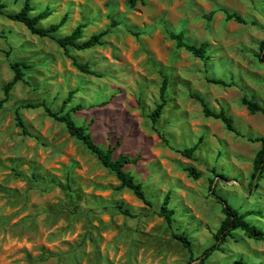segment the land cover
I'll use <instances>...</instances> for the list:
<instances>
[{
	"label": "rangeland",
	"instance_id": "rangeland-1",
	"mask_svg": "<svg viewBox=\"0 0 264 264\" xmlns=\"http://www.w3.org/2000/svg\"><path fill=\"white\" fill-rule=\"evenodd\" d=\"M0 2L14 13L23 0ZM30 5L32 14L51 13L41 27L64 19L60 36L81 24L84 40L112 27L101 45L66 54L53 40L0 16V264H201L224 218L221 200L240 214L259 213L245 221L264 233V173L249 185L264 116L241 104L243 97L264 100V64L257 58L264 0H142L134 9L125 0ZM168 33H182L191 45L207 44V58L177 49ZM73 59L93 74L81 73ZM13 62L27 68L5 98ZM163 76L165 106L153 125L149 116L161 102ZM192 96L212 111L223 110L234 132L205 117ZM68 97L64 112L98 146L110 148L113 158L138 157L125 170L141 183L151 206L118 190L114 175L41 108H22L44 101L60 111ZM15 111L31 136L16 126ZM192 147L191 158L180 153ZM187 167L201 177L191 178ZM165 196L173 213L170 227L159 216ZM176 233L187 237L191 254L172 238ZM236 261L264 264V242L236 230L205 264Z\"/></svg>",
	"mask_w": 264,
	"mask_h": 264
},
{
	"label": "trees",
	"instance_id": "trees-1",
	"mask_svg": "<svg viewBox=\"0 0 264 264\" xmlns=\"http://www.w3.org/2000/svg\"><path fill=\"white\" fill-rule=\"evenodd\" d=\"M142 0H125L126 6L129 9H134L136 5ZM5 4L0 2V16L6 17L8 20L19 23L25 27V29L33 36L39 38H47L53 40L60 49L63 50L66 54L71 50L76 51H84L92 49L96 46L102 44V39L106 37L110 33V26L103 31H100L96 34L91 35L87 39H83L82 30L85 28L84 25H77L68 35L60 36L58 35L59 29L62 27L64 23V19H61L56 24H51L48 27H41L39 23L49 17L51 14L48 9H44L40 12H34V9L30 5V0H23L21 8L14 13H6L5 12ZM212 14L207 16L210 19ZM225 18L227 20H233L237 23H243V20L237 15L225 13ZM113 25H115L113 23ZM168 37L175 43L177 49H184L186 52L190 53L193 57L205 60L207 58V44L202 43L198 46L191 45L184 40V36L182 33L174 34L168 33ZM258 60L264 64V42L259 44ZM74 63V67L79 70L81 73L92 75L93 73L89 70L87 64H77L75 60H72ZM27 66L24 62H13L10 64V69L13 72V78L10 82L3 86V94L5 98L8 97L9 92L12 87L23 80L24 77V69ZM210 83L221 85L223 87L231 86L232 84H227L222 80H207ZM264 86V79H263ZM167 88V77L163 76L162 84L159 89V98L160 103L157 104L150 114L149 118L151 123L154 125L156 121L159 119L162 109L165 106V93ZM192 98L196 99L202 108V112L205 117H210L216 120H219L223 123L225 128L234 132V128L232 126V121L229 117H227L223 110L218 112L212 111L208 108L207 104L204 100L198 96H192ZM69 97L63 102L60 111H53L44 101L37 103H27L22 106L23 109H38L41 108L45 115L50 119L62 124L70 137L74 138L78 142H80L86 150L92 154L100 163V165L110 171L116 181L118 182L117 189H126L131 192V194L140 202H142L146 206H151V203L148 201L141 183L135 180V178L131 175L130 172L125 170V167L128 165H136L138 162V157H129L124 154H119L116 158L112 156V150L110 148L103 149L98 146L88 132V129L83 126H78L73 120L69 111L64 112L65 105L69 102ZM3 101H0V109L3 106ZM241 104L246 108V110L250 114L260 113L264 116V100L262 103H257L251 99H247L243 97L241 99ZM80 106L77 108L79 109ZM77 108H75L77 110ZM15 122L16 126L21 130V133L26 136H31L28 132L26 126L23 124L18 111H15ZM260 144L259 149L254 154L252 160V172L250 175L249 185L251 187L257 185L259 180H261L264 173V137L257 138L255 140ZM195 150V147L184 149L180 151V153L187 157L191 158L192 154ZM188 175L197 180L201 177V173L198 172L193 167H187L184 169ZM169 198L165 196L159 209V216L163 218L165 224L170 227L172 224V211L168 208ZM221 212L224 216L223 220L220 222V225L214 234L215 244L212 247L204 250L201 257V264H205V261L210 257L211 253L217 250V246L226 241L228 237L232 236V233L236 230H240L243 234L254 241L264 242V233L258 229L257 227L250 225L245 221L246 215L254 214L258 215L257 212H250L248 214H240L237 210L228 205L225 201L221 200ZM121 209V207H119ZM123 214L128 215L127 210H122ZM173 239L178 241L180 245L188 251L189 254L192 253L190 242L187 237L183 234H172ZM234 264H244L243 262L236 261Z\"/></svg>",
	"mask_w": 264,
	"mask_h": 264
}]
</instances>
